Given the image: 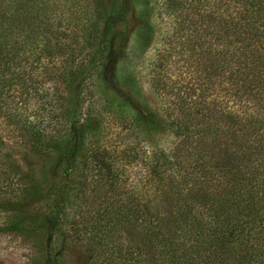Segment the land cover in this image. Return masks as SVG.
I'll use <instances>...</instances> for the list:
<instances>
[{
    "label": "trees",
    "instance_id": "obj_1",
    "mask_svg": "<svg viewBox=\"0 0 264 264\" xmlns=\"http://www.w3.org/2000/svg\"><path fill=\"white\" fill-rule=\"evenodd\" d=\"M91 1L0 0V122L42 156V180L51 162L60 178L45 201L40 179L0 156V200L22 207L3 226L35 236L32 264H65L66 241L84 264H264V0H158L173 33L151 87L174 143L144 149L126 177L104 151H88L87 171L78 161L99 113L96 76L125 58L137 18L151 39L150 11ZM130 106L136 117L121 121L137 125L146 111ZM77 174L86 184L70 213Z\"/></svg>",
    "mask_w": 264,
    "mask_h": 264
},
{
    "label": "rangeland",
    "instance_id": "obj_2",
    "mask_svg": "<svg viewBox=\"0 0 264 264\" xmlns=\"http://www.w3.org/2000/svg\"><path fill=\"white\" fill-rule=\"evenodd\" d=\"M88 2L92 4L91 0H79L75 7L76 9L79 7L87 9ZM136 5L138 8L148 7L150 23L153 27L152 37L149 40L145 38V34L141 30V21L137 18L138 26L131 34L125 58L119 63L113 57L108 58L97 74L94 101L96 102L95 110L98 109L99 113L95 112L88 118L89 143L81 151L78 161V168L82 171L93 167L88 151L95 149L98 152L104 151L103 159L110 161L119 175L122 177L133 176L136 171L141 170L144 149L169 150L174 143V138L161 123L164 118L163 106L151 87V70L156 63L158 53L168 47V39L173 33V24L160 13L158 0H136ZM72 32L74 36L79 34L78 29H73ZM180 65V62L176 64L177 72H169L167 75L176 78L184 71ZM183 76L187 77L186 74ZM177 78L179 79V77ZM51 92L53 93V91ZM130 104L142 107L146 111L139 116L140 120L137 125L121 121L126 117L132 121L136 117ZM81 112L79 108L76 116L78 117ZM0 142L2 143L0 156L4 163H7L8 166L16 165L23 173L34 175L40 179L43 199L46 201L47 192L57 180H60L59 176L55 174L58 170L56 165H52L51 162L49 168L48 165L45 167V177L42 180V156L29 153L20 138L14 134V128L5 121L0 122ZM69 182L68 200L71 213L77 202L74 199L75 194L79 198L78 191L85 189L86 180L82 174H77L72 175ZM88 196L90 194L85 195V197ZM28 209L29 207L23 206V212ZM15 213L22 216V207L19 206L17 200L11 201L9 204L0 200V264H32L34 256L37 255L36 250L32 247L35 236L30 235L24 239L3 226L4 223L12 221V216ZM47 235V233L43 234V242ZM56 237L57 234L52 238L53 241ZM65 245L68 246L64 256L65 264H84L81 251L68 241Z\"/></svg>",
    "mask_w": 264,
    "mask_h": 264
}]
</instances>
